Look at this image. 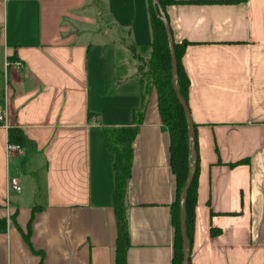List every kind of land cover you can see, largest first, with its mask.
Segmentation results:
<instances>
[{"label":"crops","instance_id":"crops-1","mask_svg":"<svg viewBox=\"0 0 264 264\" xmlns=\"http://www.w3.org/2000/svg\"><path fill=\"white\" fill-rule=\"evenodd\" d=\"M176 1L165 11L185 46L197 148L189 264H264V0ZM152 42L150 0H0V264H116L104 128L140 112L127 264H174L170 131L128 47Z\"/></svg>","mask_w":264,"mask_h":264},{"label":"trees","instance_id":"trees-1","mask_svg":"<svg viewBox=\"0 0 264 264\" xmlns=\"http://www.w3.org/2000/svg\"><path fill=\"white\" fill-rule=\"evenodd\" d=\"M177 2L176 0H160V5L165 11L167 5ZM153 42L150 46L144 48L145 51L151 50V57L145 58L142 52H139L134 45L128 46L140 63L142 68H147L145 72L153 80L159 95V109L164 124L168 127L171 136V164L174 174L177 178V201L174 208V221L176 225V254L174 264H183L185 251L183 249V236L181 227V196L187 183L189 174V160L192 154L191 141L189 136V120L184 106L178 99L173 83V59L171 47L165 27V23L160 16L159 9L155 8L153 1L150 0ZM166 13V11H165ZM167 16V13H166ZM168 18V16H167ZM176 57L178 61V86L185 100L188 102L189 78L185 72L182 58L185 46L174 40ZM143 84V80L139 78ZM144 89V87H143ZM147 92L143 96L146 97ZM143 113L140 112L135 121L129 126L105 127L104 141L109 151L115 154V189L113 193V203L119 221V233L117 238V257L116 264H127V249L129 242V223L126 212L128 204V180L132 171L133 141L138 132V123ZM186 124V125H185ZM178 127L177 133L175 128ZM114 137V139H113ZM9 138L11 142H19L16 136V130L10 128ZM114 143V145H113ZM187 148L189 155L185 154L184 148ZM197 150V148H196ZM197 159V155H196ZM196 185H197V165L194 169V178L189 188L185 200V215L188 231L189 247L193 237L194 207L196 204ZM8 222L5 217H0V233L7 230ZM27 239L28 236H27Z\"/></svg>","mask_w":264,"mask_h":264},{"label":"water","instance_id":"water-1","mask_svg":"<svg viewBox=\"0 0 264 264\" xmlns=\"http://www.w3.org/2000/svg\"><path fill=\"white\" fill-rule=\"evenodd\" d=\"M152 1H153V5L155 6V8L159 9L160 16L162 17V19L165 23V27H166L170 47H171V52H172L173 65H174V70H173L174 88L176 90L178 99L181 101L182 105L184 106L186 115H187L188 120H189V136H190V141H191L190 147H191L192 154H191V157L189 160L190 167H189V174H188L187 183L183 189L182 196H181L182 202H181V215H180L181 227H182V236H183V249L185 251V259H184L183 264H189L190 247H189V241H188V231H187L186 215H185V200H186L187 192H188V190L191 187V184L193 182L194 169H195V166L197 164L195 124H194L193 119H192L191 110L189 108L188 102L185 100V98L182 95L181 91L179 90V86H178V73H179L178 61H177V57H176L175 43H174V38H173L169 19L167 18L165 11L162 9V7L160 5V0H152Z\"/></svg>","mask_w":264,"mask_h":264},{"label":"rangeland","instance_id":"rangeland-1","mask_svg":"<svg viewBox=\"0 0 264 264\" xmlns=\"http://www.w3.org/2000/svg\"><path fill=\"white\" fill-rule=\"evenodd\" d=\"M101 16L105 17L104 16V10H103V8H101ZM120 36H124V35L120 34ZM125 43L129 44L128 39H127V41L125 40L124 44ZM125 52H126V50H125ZM126 53H128V51ZM150 57H151V50L147 51V54H145V58L149 59ZM123 60L126 61L127 63L126 64L124 63V65L122 66V68H127L129 66L128 65L129 64V55H126L125 54L123 56ZM137 67L138 68H136V69H137L138 77L143 80V87L145 89V92H149V90H151V89H156L157 90L156 85L154 83V80L149 75H146L145 74V72L147 71V68H142V66H140V63L139 62L137 63ZM137 117H138V114H137ZM177 128L178 127L175 128V132L176 133L178 131ZM113 139H114V137H113ZM113 145H114V143H113ZM183 151L185 152L186 155L187 154L189 155V152H188V150H187L186 147L183 149Z\"/></svg>","mask_w":264,"mask_h":264},{"label":"built area","instance_id":"built-area-1","mask_svg":"<svg viewBox=\"0 0 264 264\" xmlns=\"http://www.w3.org/2000/svg\"><path fill=\"white\" fill-rule=\"evenodd\" d=\"M17 64H22L21 61L17 62ZM7 65H9V63H7ZM3 120V115L0 114V121ZM7 149L9 152H12V151H15V150H20V145L19 144H16L14 142H11L9 141L8 145H7ZM11 184H12V187L13 189L15 190H20L21 189V186H20V183H19V180L17 178H12L11 180Z\"/></svg>","mask_w":264,"mask_h":264}]
</instances>
